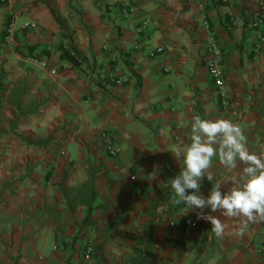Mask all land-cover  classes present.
<instances>
[{"label":"crops","instance_id":"1","mask_svg":"<svg viewBox=\"0 0 264 264\" xmlns=\"http://www.w3.org/2000/svg\"><path fill=\"white\" fill-rule=\"evenodd\" d=\"M262 2L8 0L0 6V69L10 84L0 107V264H124L151 225L153 264H264V220L244 228V218L211 213L225 226L217 237L210 222L163 185L183 167L171 151L191 142L197 115L239 124L249 151L264 154V47L258 48L264 26L250 25ZM125 3L134 7L128 16ZM213 43L223 55L224 95L206 66ZM101 74L126 82H101ZM17 85L27 90L23 107L36 112L13 127ZM109 142L119 156L109 154ZM244 166L238 162L229 172L214 158L210 171L227 191L241 184ZM91 179L96 225L81 228L89 206L82 201L71 212L60 184L74 197L71 189ZM212 183L202 180L205 195ZM189 218L195 226L185 233Z\"/></svg>","mask_w":264,"mask_h":264},{"label":"clouds","instance_id":"2","mask_svg":"<svg viewBox=\"0 0 264 264\" xmlns=\"http://www.w3.org/2000/svg\"><path fill=\"white\" fill-rule=\"evenodd\" d=\"M189 139L190 143L172 148L171 153L178 160L182 158L183 167L163 183L164 187L171 189L188 212H196L198 220L210 222L217 237L224 234L225 226L211 213L244 218V228L248 222L264 220V154L249 151L241 126L231 120L197 115L192 118ZM214 158L229 172L237 168L238 162L245 165L239 186L222 191L221 182L215 181L210 171ZM205 178L213 181L207 195L202 192Z\"/></svg>","mask_w":264,"mask_h":264},{"label":"trees","instance_id":"3","mask_svg":"<svg viewBox=\"0 0 264 264\" xmlns=\"http://www.w3.org/2000/svg\"><path fill=\"white\" fill-rule=\"evenodd\" d=\"M36 3H42L49 5L52 0H35ZM8 0H0V6H6ZM65 37V36H64ZM66 38V37H65ZM64 57L68 58L71 62H73L75 67H79L77 60L70 56L69 52H64ZM7 77V73L0 69V107L1 102L3 100V95L9 91L10 84L6 83L4 79ZM12 96H13V105L17 108L18 114L13 122V127L18 124V121L21 117L28 116L36 112V109L29 108L26 109L22 105V98L27 93L26 87L22 86H15L11 89ZM178 171H174L171 178L176 176ZM91 178L93 177L92 174L90 175ZM64 184H60L61 192L65 194L67 199V203L71 212H74L75 208L78 206L79 202H86L89 206V211L82 223V227L86 226H95L96 222L93 219V212L95 210L94 202L97 199V193L94 191V182L91 179L88 183L83 184L79 188L71 189L73 192H77V196L70 197L69 191L63 188ZM80 199V200H79ZM156 230V227L151 225L147 226L143 230V234L139 238V248L137 249L134 256H132L127 262L124 264H153L156 261V252L154 251V245L152 243L153 234ZM102 251V247L98 246L95 249V256L98 257L99 252Z\"/></svg>","mask_w":264,"mask_h":264},{"label":"built area","instance_id":"4","mask_svg":"<svg viewBox=\"0 0 264 264\" xmlns=\"http://www.w3.org/2000/svg\"><path fill=\"white\" fill-rule=\"evenodd\" d=\"M125 9H124V14L126 16L130 15L133 11H134V7L131 6L130 3H125L124 5ZM234 24L237 22L236 19H233ZM149 25V21H145L141 27L142 29H145L147 26ZM250 25L253 28H258L260 26H264V2L259 4V7L253 12L252 14V18L250 19ZM264 47V34L262 35V37L260 38V41L258 43V48H263ZM66 48H69L66 46ZM70 53L73 57L80 59L79 55L77 54V52L73 49H69ZM162 49H160L159 51H161ZM210 56L209 58L206 60V66L208 67L211 76L213 77V79L216 82V86L217 88L222 92V94L224 95V90H225V86H226V81H225V76H224V72H223V68H222V63H223V55L221 53V50L219 49L218 45L216 43L212 44L211 47V52H210ZM33 62L41 65V66H46L47 63L46 61H39L38 59H32ZM93 75L92 72L88 73V78H91ZM100 81H105V80H110L112 83H115L117 85H122L126 82V78L125 76H113L111 75V77H107L105 75H100L99 77ZM224 105L226 107H228L230 104L228 101H225ZM107 150L109 151V154L112 157H117L119 156V154L121 153V149L117 146H115L112 142L108 143L107 146ZM187 230L185 231V233H188L190 228H193L195 226V221L193 219H188L187 220ZM92 247H89L87 249L85 258L87 260L91 259V255H92Z\"/></svg>","mask_w":264,"mask_h":264}]
</instances>
